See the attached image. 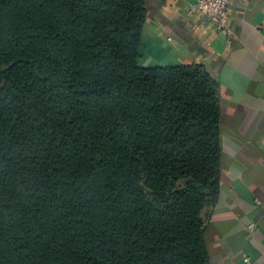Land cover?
Segmentation results:
<instances>
[{
    "label": "trees",
    "instance_id": "trees-1",
    "mask_svg": "<svg viewBox=\"0 0 264 264\" xmlns=\"http://www.w3.org/2000/svg\"><path fill=\"white\" fill-rule=\"evenodd\" d=\"M144 0H0V264H209L218 84L141 67Z\"/></svg>",
    "mask_w": 264,
    "mask_h": 264
},
{
    "label": "crops",
    "instance_id": "crops-1",
    "mask_svg": "<svg viewBox=\"0 0 264 264\" xmlns=\"http://www.w3.org/2000/svg\"><path fill=\"white\" fill-rule=\"evenodd\" d=\"M195 1L144 0L138 64H199L216 80L221 159L208 263L264 264V0H230V38L193 12Z\"/></svg>",
    "mask_w": 264,
    "mask_h": 264
},
{
    "label": "built area",
    "instance_id": "built-area-1",
    "mask_svg": "<svg viewBox=\"0 0 264 264\" xmlns=\"http://www.w3.org/2000/svg\"><path fill=\"white\" fill-rule=\"evenodd\" d=\"M229 4L230 0H196L191 9L193 12L206 21L217 32H223L228 38L231 36L229 27ZM252 225L248 229H252ZM245 263H249L247 258H244Z\"/></svg>",
    "mask_w": 264,
    "mask_h": 264
}]
</instances>
